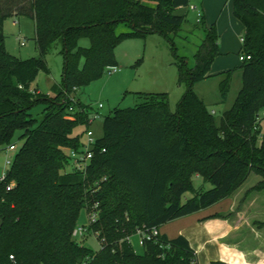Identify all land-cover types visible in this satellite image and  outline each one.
<instances>
[{
	"label": "trees",
	"instance_id": "obj_1",
	"mask_svg": "<svg viewBox=\"0 0 264 264\" xmlns=\"http://www.w3.org/2000/svg\"><path fill=\"white\" fill-rule=\"evenodd\" d=\"M231 3L243 28L241 53L250 56L237 68L242 84L231 107L215 117L193 91L221 55L215 27L201 17L196 27L205 36L193 67L177 61L186 90L174 109L164 93H138L135 107L104 118L90 165L76 173L65 170L67 152L78 150L81 138L73 131L90 120L76 92L116 67L123 39L158 34L172 46L187 21L176 12L189 0H0V149L17 133L22 140L0 183V264H196L182 236L158 234L143 242L142 255L129 238L231 197L251 173L260 181L250 190L264 191V128L255 125L264 108V0ZM11 16L33 21L36 57L23 60L5 50L2 24ZM120 24L128 31L117 33ZM82 39L88 47L80 46ZM59 42L60 82L50 94L32 91L39 74H50L47 56ZM233 71L222 73V103ZM37 106L40 119L30 113ZM195 176L202 181L197 189ZM82 209L97 212L90 226L97 252L72 237Z\"/></svg>",
	"mask_w": 264,
	"mask_h": 264
},
{
	"label": "rangeland",
	"instance_id": "obj_2",
	"mask_svg": "<svg viewBox=\"0 0 264 264\" xmlns=\"http://www.w3.org/2000/svg\"><path fill=\"white\" fill-rule=\"evenodd\" d=\"M197 10H204L208 27H215L218 34V50L221 55L217 56L209 70L208 79L202 80L193 87L194 93L201 97L210 112H214L215 117L220 116L223 111L229 109L236 98V94L241 88L240 80L241 62L238 57L241 53V25L232 15V3L228 0H189V6L182 8L176 14H186V22L182 25L178 37L174 38L172 46L163 36L152 34L146 38H126L118 44L116 53V70L106 68L104 74L95 80H92L88 86L82 88L75 94V100L81 101L89 108V116L92 118L95 113L97 117L90 126H77L74 134L80 135L81 143H86L85 131L88 128L93 133V138L99 139L103 136L102 123L105 117H108L116 108H133L140 99H137L138 93H164L169 98L170 108L173 110L176 104L182 99L185 93L186 85L178 82L177 61L185 59L190 68L194 65V55L197 47L204 39L202 27H196L200 18L197 16ZM16 21V24H13ZM3 34L5 36V50L11 56H16L23 60L36 57L34 30L35 25L29 17L11 16L4 20ZM128 28L120 24L117 33L127 32ZM21 43L24 45L22 46ZM80 46L86 48L89 46L87 39L80 40ZM61 44L55 43L51 52L47 56V63L50 74H39L36 80L31 84V90L38 89L42 94L51 93V85L59 83L61 78L62 55L59 54ZM234 70L231 76L230 89L225 103L221 102L219 87L223 79L222 73ZM102 104V108L98 105ZM42 106H37L30 111L33 118L40 119ZM264 128V119L261 122ZM19 133L15 136L13 144L18 149L22 140L19 139ZM69 151L67 154L69 155ZM5 150L0 149V167L5 159ZM66 171L72 170V163L67 164ZM254 177L251 173L249 185L253 183ZM202 181L193 178L194 189L199 188ZM210 186L205 184V189ZM191 196V193L185 195V198ZM184 198V199H185ZM88 223V213L82 209L78 225ZM130 243L135 254L142 255V246L138 234L132 235ZM74 241L82 244L84 247L97 252L99 242L94 234L85 233L81 237L74 238Z\"/></svg>",
	"mask_w": 264,
	"mask_h": 264
},
{
	"label": "crops",
	"instance_id": "obj_3",
	"mask_svg": "<svg viewBox=\"0 0 264 264\" xmlns=\"http://www.w3.org/2000/svg\"><path fill=\"white\" fill-rule=\"evenodd\" d=\"M203 10L194 11L205 19ZM250 177L231 197L160 226L159 234L169 239L184 237L196 264H264V191L250 190L260 181L254 177L249 185Z\"/></svg>",
	"mask_w": 264,
	"mask_h": 264
},
{
	"label": "built area",
	"instance_id": "obj_4",
	"mask_svg": "<svg viewBox=\"0 0 264 264\" xmlns=\"http://www.w3.org/2000/svg\"><path fill=\"white\" fill-rule=\"evenodd\" d=\"M191 10H195V8H190ZM197 16L200 18L201 17V13L198 12ZM16 21H13V24H16ZM241 44L243 43V38L240 39ZM21 45L23 46L24 44L21 43ZM250 59L249 55H245L243 53H240L238 60L243 63L246 62L247 60ZM110 70H116V67H107ZM72 101H74V98L72 97ZM98 108H102V104L98 105ZM68 112H73L72 108L68 109ZM214 114V112H212ZM97 117L96 113L95 115L89 120V126L92 123V121ZM264 119V108L262 110H260V112L256 115L255 117V125H259ZM85 136H86V143L83 144L81 143V145L78 147V150H74V151H69V155H68V162L72 163V172H84L88 166L90 165V161L92 160L93 156H94V147L93 145L95 144L96 139L93 138V133L90 132L88 130V128L85 131ZM5 150V159L3 164L0 167V183L1 182H6V178H7V173L10 169V167L12 166V162H13V158L14 155L16 153V149L15 146L9 145L7 147L4 148ZM102 152H105V150H102ZM14 187V182L11 181L9 183H7L6 185V191H11V189ZM88 213V223L86 225L84 224H80L74 228V230L72 231V237L73 238H77V237H81V235L85 234V233H90V226L92 223H94V221L96 220L97 217V212H92V211H87ZM94 234L95 238H96V234ZM136 234L139 235L141 241L140 244L142 245L144 241H149L151 240L152 237H156L158 236L159 232L156 228H152L150 230L142 228L141 230H138L136 232ZM11 259H13L12 257H10Z\"/></svg>",
	"mask_w": 264,
	"mask_h": 264
}]
</instances>
